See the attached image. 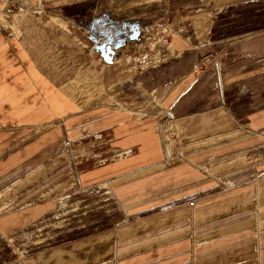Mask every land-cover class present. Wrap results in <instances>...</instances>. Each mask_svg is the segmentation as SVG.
Wrapping results in <instances>:
<instances>
[{
	"label": "crops",
	"instance_id": "crops-1",
	"mask_svg": "<svg viewBox=\"0 0 264 264\" xmlns=\"http://www.w3.org/2000/svg\"><path fill=\"white\" fill-rule=\"evenodd\" d=\"M116 1L0 0V233L98 189L123 212L117 226L7 264H264V109L239 119L185 99L207 49H221V85L263 76L264 28L211 40L197 11L151 54L148 18ZM209 1L215 14L264 2ZM97 15L140 20L143 41L105 62L84 22ZM145 98L159 112L137 117Z\"/></svg>",
	"mask_w": 264,
	"mask_h": 264
},
{
	"label": "rangeland",
	"instance_id": "rangeland-1",
	"mask_svg": "<svg viewBox=\"0 0 264 264\" xmlns=\"http://www.w3.org/2000/svg\"><path fill=\"white\" fill-rule=\"evenodd\" d=\"M209 0H117L116 3L127 13L148 18L150 30L146 33L151 54L166 46L174 38L178 26H182L188 14L204 12L212 19L211 40L225 39L251 34L264 19V2L229 8L215 14L210 10ZM36 11H44V6H36ZM145 34V33H144ZM143 34V35H144ZM144 39V38H143ZM143 41V40H142ZM92 42L90 41V51ZM223 48V47H221ZM221 49H207L197 64L201 75L196 88L186 97L187 107L193 103L195 109L222 106L237 118L251 115L264 109V75L232 86L221 85L219 72L213 61ZM144 55V54H143ZM139 55L138 58L143 57ZM155 56L147 61L153 64ZM150 101L146 104L144 101ZM141 107L132 110L137 117L151 116L159 112L156 103L148 98L142 100ZM200 101V102H199ZM189 104V105H188ZM183 107L181 112H185ZM177 112L174 115H177ZM164 121L166 114L161 113ZM170 116V114H169ZM167 138V144L171 141ZM115 197L103 189L79 193L64 202L57 209L44 214L31 223L4 236L0 233V264L25 260L40 252L56 247L63 242L106 230L122 223L123 215Z\"/></svg>",
	"mask_w": 264,
	"mask_h": 264
},
{
	"label": "water",
	"instance_id": "water-1",
	"mask_svg": "<svg viewBox=\"0 0 264 264\" xmlns=\"http://www.w3.org/2000/svg\"><path fill=\"white\" fill-rule=\"evenodd\" d=\"M84 22L91 23L86 30L89 33L93 51L98 53L107 63H112L114 58H119L123 52H126V45L132 42L139 43L143 40L144 31L141 28L132 31L134 33L132 38L120 39L121 32L117 30V22L109 23V21H104L98 15ZM94 32L97 33L96 36H94Z\"/></svg>",
	"mask_w": 264,
	"mask_h": 264
},
{
	"label": "flooded vegetation",
	"instance_id": "flooded-vegetation-1",
	"mask_svg": "<svg viewBox=\"0 0 264 264\" xmlns=\"http://www.w3.org/2000/svg\"><path fill=\"white\" fill-rule=\"evenodd\" d=\"M140 24H141L140 20L131 21V22H129V24L128 23H124V22L118 23L117 30H118V32H121L120 35H119V38L120 39H123V38L130 39V38H132L134 36V33H133L134 31L133 30H137V28L140 29L141 28ZM96 35H97V33L94 32V36H96ZM110 37H112V36H110Z\"/></svg>",
	"mask_w": 264,
	"mask_h": 264
},
{
	"label": "trees",
	"instance_id": "trees-1",
	"mask_svg": "<svg viewBox=\"0 0 264 264\" xmlns=\"http://www.w3.org/2000/svg\"><path fill=\"white\" fill-rule=\"evenodd\" d=\"M259 23H260L259 26L256 29H254V30H258V29L264 28V19L261 20Z\"/></svg>",
	"mask_w": 264,
	"mask_h": 264
}]
</instances>
